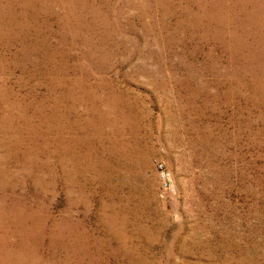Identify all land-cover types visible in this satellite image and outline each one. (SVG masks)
<instances>
[{
    "label": "rangeland",
    "instance_id": "1",
    "mask_svg": "<svg viewBox=\"0 0 264 264\" xmlns=\"http://www.w3.org/2000/svg\"><path fill=\"white\" fill-rule=\"evenodd\" d=\"M263 10L0 0V264H264Z\"/></svg>",
    "mask_w": 264,
    "mask_h": 264
},
{
    "label": "bare ground",
    "instance_id": "2",
    "mask_svg": "<svg viewBox=\"0 0 264 264\" xmlns=\"http://www.w3.org/2000/svg\"><path fill=\"white\" fill-rule=\"evenodd\" d=\"M208 2V1H207ZM196 3V2H195ZM264 11V10H263ZM222 13V12H221ZM248 18L250 19V22L252 23V25L256 28L259 29L261 28V25H264V21L262 19H253L252 17L248 16ZM250 28V27H249ZM260 59V58H259ZM248 61V60H247Z\"/></svg>",
    "mask_w": 264,
    "mask_h": 264
},
{
    "label": "built area",
    "instance_id": "3",
    "mask_svg": "<svg viewBox=\"0 0 264 264\" xmlns=\"http://www.w3.org/2000/svg\"><path fill=\"white\" fill-rule=\"evenodd\" d=\"M158 168H159V170L162 173V176H163V178L165 180L166 185H168L169 183H168L167 175H166L165 171H163V166L162 165H159Z\"/></svg>",
    "mask_w": 264,
    "mask_h": 264
}]
</instances>
